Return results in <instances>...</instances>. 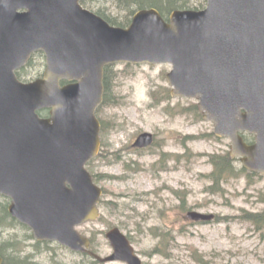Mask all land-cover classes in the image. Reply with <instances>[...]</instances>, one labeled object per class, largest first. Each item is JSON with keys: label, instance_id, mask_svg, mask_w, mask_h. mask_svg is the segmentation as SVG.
Listing matches in <instances>:
<instances>
[{"label": "water", "instance_id": "obj_1", "mask_svg": "<svg viewBox=\"0 0 264 264\" xmlns=\"http://www.w3.org/2000/svg\"><path fill=\"white\" fill-rule=\"evenodd\" d=\"M82 1L0 0V194L37 241H56L100 262L144 264L119 227L107 232L108 256L91 250V239L78 230L101 215L103 188L87 165L101 149L105 68L171 63L172 95L198 98L215 133L230 138L231 157L264 176V0H207L203 9H175L169 19L144 8L128 27ZM41 51L43 76L21 80L17 71ZM153 137L145 131L135 145L149 146ZM188 217L215 214L193 210Z\"/></svg>", "mask_w": 264, "mask_h": 264}, {"label": "rangeland", "instance_id": "obj_2", "mask_svg": "<svg viewBox=\"0 0 264 264\" xmlns=\"http://www.w3.org/2000/svg\"><path fill=\"white\" fill-rule=\"evenodd\" d=\"M202 3L207 0H189L191 7ZM119 5L96 0L92 6L122 20L128 12ZM45 67V57L36 56L23 79L37 78ZM111 69L113 100L98 111L101 153L87 166L104 189L101 217L80 225V233L93 236V248L108 256L113 248L107 231L120 227L144 264H264V231L240 216L264 210V177L241 174L214 185L209 155L230 153V139L215 134L198 98L171 94V63H115ZM144 131L152 132L156 143L138 149L133 143ZM234 164L242 167L240 160ZM6 202L9 206L10 199L0 195V215ZM191 210L216 218L194 221L187 217ZM6 242L7 254L19 264L95 262L59 242L36 241L31 228L19 222L0 225V245Z\"/></svg>", "mask_w": 264, "mask_h": 264}, {"label": "trees", "instance_id": "obj_3", "mask_svg": "<svg viewBox=\"0 0 264 264\" xmlns=\"http://www.w3.org/2000/svg\"><path fill=\"white\" fill-rule=\"evenodd\" d=\"M96 0H83V4L98 13L99 15L103 16L107 19L111 24L121 27H128L133 19L134 14L143 8H150L156 7L166 19L169 18L170 13L175 9H202L205 7L206 3H202L200 6H189V0H119L121 2L120 8L126 10L128 14L122 18V20L111 17L106 15L103 8L94 9L93 3ZM92 2V3H91ZM44 56V53H36L31 58L28 66H31L34 62L36 56ZM112 65L106 67L105 72V103H110L113 99L110 97V78H111V69ZM26 67L18 71V75L20 78L23 79L24 73H26ZM45 112V111H43ZM210 162L213 165L212 173L210 177L213 180L214 185L216 184L219 186L221 182L227 180L228 178L239 176L241 174H248V175H257L258 173L251 172L244 168L243 166L238 168L234 164V160L230 157L229 153L221 154V153H214L209 155ZM259 175V174H258ZM216 188V187H215ZM212 187V189H215ZM243 219L250 222L253 226H255L258 230L264 231V210L262 211H249L245 210L242 215H240ZM19 222L17 219L11 216L8 210V202L3 204L2 214L0 215V225L3 226L4 224L7 225H14V223ZM20 223V222H19ZM32 237V235H30ZM92 243L93 246L95 245V240L92 236ZM10 242H6L3 245H0V254L4 257L6 264H14L16 259L10 257V255L6 252V247H9ZM94 249V248H93ZM95 250V249H94ZM96 251V250H95ZM155 252H160L157 249ZM98 261H93L96 264ZM16 264H19L16 262Z\"/></svg>", "mask_w": 264, "mask_h": 264}, {"label": "flooded vegetation", "instance_id": "obj_4", "mask_svg": "<svg viewBox=\"0 0 264 264\" xmlns=\"http://www.w3.org/2000/svg\"><path fill=\"white\" fill-rule=\"evenodd\" d=\"M100 109V108H99ZM99 111V110H98ZM100 121H101V124H103L102 123V120L100 119ZM102 131V130H101ZM141 134V133H140ZM139 134V135H140ZM139 135L137 136V138L135 139V141H134V143H133V146L134 147H136V148H138V149H142V148H148V147H150V146H152L153 144H155L156 143V139H155V135L153 134V143L151 144V145H149V146H146V147H140V146H136L135 145V142L137 141V139H138V137H139ZM243 135H244V137H245V140L248 142V143H253L254 142V140H255V136L254 135H251V134H248V133H243Z\"/></svg>", "mask_w": 264, "mask_h": 264}]
</instances>
